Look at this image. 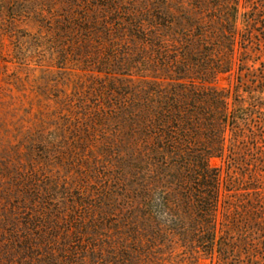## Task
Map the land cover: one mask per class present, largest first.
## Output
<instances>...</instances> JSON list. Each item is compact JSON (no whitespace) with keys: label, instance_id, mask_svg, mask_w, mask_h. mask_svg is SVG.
I'll list each match as a JSON object with an SVG mask.
<instances>
[{"label":"rangeland","instance_id":"rangeland-1","mask_svg":"<svg viewBox=\"0 0 264 264\" xmlns=\"http://www.w3.org/2000/svg\"><path fill=\"white\" fill-rule=\"evenodd\" d=\"M151 2L159 13L178 15L176 3L190 13L186 0H0V264H113L139 250L144 261L192 264L178 239L162 234L161 209L133 216L132 184L155 208L179 179L161 143L127 136L130 93L174 78L135 34ZM180 23L156 31L169 58L180 49ZM262 63L264 56L237 48L231 72L205 86L264 109L255 79ZM255 120L264 123V110ZM255 145L235 147L237 166L227 167L228 149L210 161L223 179L222 203L250 207L257 188L264 200V139Z\"/></svg>","mask_w":264,"mask_h":264},{"label":"trees","instance_id":"trees-1","mask_svg":"<svg viewBox=\"0 0 264 264\" xmlns=\"http://www.w3.org/2000/svg\"><path fill=\"white\" fill-rule=\"evenodd\" d=\"M186 1L190 7L186 15L178 7L180 4L171 7L184 24L179 34L180 49L173 58L167 56V47L158 41L156 31L173 30L175 23H180L178 15L168 9L159 13L156 3L151 2L146 18L135 26V34L141 35L139 40L149 49L153 61L168 68L174 78L169 79L172 82L167 87L146 83L147 87L140 92L130 93L127 136L130 143H161L162 153L175 160L179 179L178 185L170 183L174 187L170 191H160V204L155 208L149 194L139 193L135 183L132 184L136 204L133 216H139L141 221L152 218L154 210L160 214L161 209L162 234L177 238L182 252L192 258V264H197L194 257L199 254L215 258L217 264H256L264 260L261 191L254 189L257 200L247 208L222 203L223 179L210 161L221 160L228 149L227 167L231 168L238 165L233 159L237 145L255 143L258 148L264 139V123L255 119L264 109L237 105L236 99L229 101L227 91L205 85H212L231 72L237 48L244 56L250 52L264 56V0ZM259 65L255 71H260V77L255 79L256 86H261L258 91L261 95L264 63ZM247 72L249 78L251 71ZM244 74L242 71L238 78ZM260 127L261 135L257 131ZM227 140L230 144L225 147ZM135 170L132 166V178H136ZM155 237L152 232L146 244ZM138 243L135 237L134 244ZM143 251L137 252L138 257L123 255L113 264H157L151 259H141Z\"/></svg>","mask_w":264,"mask_h":264}]
</instances>
